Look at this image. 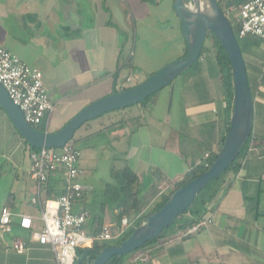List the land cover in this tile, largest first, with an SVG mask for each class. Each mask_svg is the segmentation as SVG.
<instances>
[{"label":"crops","instance_id":"crops-1","mask_svg":"<svg viewBox=\"0 0 264 264\" xmlns=\"http://www.w3.org/2000/svg\"><path fill=\"white\" fill-rule=\"evenodd\" d=\"M245 1L216 0L236 36ZM237 39L252 95L246 148L214 183L213 200L200 220L205 226L183 236L192 226L186 227L192 217L185 214L124 264H264V46L254 36ZM0 46L41 72L55 105L46 133L59 131L92 102L144 81L157 69L147 66L152 58L170 59L164 66L187 51L173 0H0ZM203 46L191 67L143 104L81 127L78 139L87 153L81 157L78 150V165L85 191L73 210L87 212L89 233L107 226L114 236L122 219L133 227L187 172L221 150L232 106L211 43ZM30 151L0 106V212L16 215L10 233L0 231V264H55L50 246L32 237L42 223L39 208L30 203L37 195L28 174ZM124 168L136 176V197L145 206L130 219L119 218L114 190L106 194L108 187L117 188L113 174ZM98 172L107 178L101 193L91 197ZM49 184L61 186L57 180ZM19 216L31 219L29 230L20 228ZM14 240L23 243L22 253L12 249Z\"/></svg>","mask_w":264,"mask_h":264},{"label":"water","instance_id":"water-1","mask_svg":"<svg viewBox=\"0 0 264 264\" xmlns=\"http://www.w3.org/2000/svg\"><path fill=\"white\" fill-rule=\"evenodd\" d=\"M205 3V9L200 10L196 7L195 0H189V3L173 0V10L181 22V34L187 46L183 57L160 67L136 86L113 92L85 106L57 132H39L28 125L19 108L12 103L0 85V106L23 140L29 146L38 149L61 148L73 138L75 131L88 121L140 103L167 86L197 61L208 33L218 40L228 57L233 85L232 112L228 133L210 167L198 178L175 190L159 210L148 215L118 246H108L94 251L95 258L87 264H106L112 257L118 259L136 251L149 240L158 238L179 215L192 206L198 193L220 176L236 159L251 133L252 95L239 45L229 21L218 8L216 0H205Z\"/></svg>","mask_w":264,"mask_h":264},{"label":"built area","instance_id":"built-area-1","mask_svg":"<svg viewBox=\"0 0 264 264\" xmlns=\"http://www.w3.org/2000/svg\"><path fill=\"white\" fill-rule=\"evenodd\" d=\"M239 30L237 36L247 35L261 39L264 46V0H246L238 11ZM131 79H127L130 81ZM0 85L9 99L21 111L25 122L33 127L44 128L46 133L49 117L55 109L42 82V74L24 64L17 56L0 46ZM80 153L67 142L61 148H39L29 152L28 174L37 186L36 197L30 200L39 208L42 228L32 234L33 239L42 245H49L55 264H74L78 248L90 249L93 243H103L120 237L128 226L122 219L114 238L110 228L103 226L95 234L84 228L88 216L85 210L74 212V203L82 198L85 188L78 182L82 174L79 169ZM209 168V162L204 164ZM52 180L61 186H50ZM44 196L41 198V193ZM15 214L8 209L0 212V231L10 233ZM19 226L24 230L31 228L28 216H19ZM206 222L199 221L188 228L183 236L193 234ZM12 249L17 253L24 251L20 240H14Z\"/></svg>","mask_w":264,"mask_h":264},{"label":"trees","instance_id":"trees-1","mask_svg":"<svg viewBox=\"0 0 264 264\" xmlns=\"http://www.w3.org/2000/svg\"><path fill=\"white\" fill-rule=\"evenodd\" d=\"M183 1H184V3H187L186 0H183ZM221 12L225 15L223 10H221ZM229 24L231 25L230 21H229ZM231 28L233 30L232 25H231ZM233 33H234V31H233ZM235 38H237V37H235ZM206 40H208L211 43L212 50L214 51L215 59H216L217 65L219 67L222 83H223V86H224L225 100H226L227 105L229 106V109H231L232 101H233V87H232L233 85H232V75H231L230 62H229L228 57H227L226 53L224 52L222 46L220 45L218 40L213 35L208 33ZM203 48H204V46L202 47L201 53L204 50ZM200 56H201V54H200ZM148 99H149V97L146 98L145 100H143L140 103L143 104ZM36 130H38L39 132H43V130L40 129V128H37ZM249 138H250V135H249L247 141L245 142V144L240 149V152H239L238 156L236 157V159L227 167V169L220 176H218L213 181L208 183L198 193V195L196 196V198L193 201L192 206L189 209H187L186 211H184L181 215H179L173 221V223L168 228H166L165 230H167L170 227H172L177 222V220L179 218H181L185 214L189 213V214H191V217H192L190 222L186 225V227L191 226V225L193 226V224H195V223L197 224L206 215L207 206L209 205L211 200H213V197H214V189H213L214 183L217 182L226 171H228L230 168H232L234 166V164L236 163V160L240 157V155L243 153L244 149L246 148V146L248 144V141H249ZM69 142L71 144H73V142H71V141H69ZM30 149H31V151L38 150V148L31 147V146H30ZM215 157L216 156H214V157L209 159L210 160V161H208L209 165H211V163L215 159ZM207 169L208 168L204 167L203 165H197V166L193 167L189 172H187L185 174V176L183 177V179L181 181H178L177 183H175L174 186L172 187V189L167 194H165L163 197H161L160 201L157 202L148 213L143 215L137 221L135 226H133V227H128L127 226L125 228V231L123 232V234L120 237L116 238L113 244H108L107 242L93 243V245H92V247L90 249L78 248L77 251H76V257H75V260H74V264H87V263H90L96 256V252H94V251L100 250V249L108 247V246H118L122 241H124L132 233V231L140 223L143 222V220L148 215H150L151 213L156 212L157 210H159L163 206V204L166 202L168 197L175 190H177L178 188L186 185L188 182L198 178ZM113 177H114V179L117 182V188L108 187L106 189V194H109L110 192L113 193V190H114V193H115V198H114L115 199V206H116V208L120 209V214H118L119 218H121V216H123V215H127V214L129 215L131 213L137 214L139 211H141L143 209L144 201H139L137 199V197H136V192H135L136 182H137L136 181V176L128 168H124L123 170L115 172L113 174ZM164 231L161 233L160 236H162ZM97 232H99V231H97ZM156 239L149 240L148 242L143 244L140 248H138L136 251L131 252V253H129V254L125 255V256H122V257H120L118 259H116L115 257H112L110 260H108L106 262V264H124V262L131 255H133L138 250L142 249L144 246H146V245L150 244L151 242L155 241Z\"/></svg>","mask_w":264,"mask_h":264},{"label":"rangeland","instance_id":"rangeland-1","mask_svg":"<svg viewBox=\"0 0 264 264\" xmlns=\"http://www.w3.org/2000/svg\"><path fill=\"white\" fill-rule=\"evenodd\" d=\"M187 1V3H189L188 1L189 0H186ZM138 34H139V30H138ZM234 35H235V33H234ZM235 37H237L236 35H235ZM236 40H237V43H238V45H239V47H240V42H239V40L236 38ZM138 42H139V39H138ZM140 43V42H139ZM165 57H167V56H165ZM162 57H156V58H152L151 59V61L150 62H148L147 63V66H154V68H157V69H159L160 67H162L163 66V64L164 63H166V62H168V60H170V59H167V58H162ZM169 58V57H168ZM156 69V70H157ZM94 120H97V119H93V120H90V121H88V122H91V121H94ZM103 120V119H102ZM87 122V123H88ZM86 124V123H85ZM85 124H83L81 127H83ZM81 127L80 128H78L76 131H75V133H74V135H73V138L70 140L71 142H73V144L75 145V147L81 152V157H82V152L83 153H87L86 151H85V148L83 147V144H82V142H81V140H79L78 139V134L80 133V129H81ZM80 157V158H81ZM82 167V166H81ZM98 178H97V181L95 182V184H94V192H92L91 194H90V196L92 197L93 195H95V197L98 195V193H101V186L103 187V184L105 183V182H103V180H105L107 177H106V173L105 172H98L97 173V175H96ZM95 177V176H94ZM83 179H84V174H81L80 176H79V178H78V182L79 183H81L82 185H83ZM99 180V181H98ZM102 184V185H101ZM155 205V204H154ZM153 206V205H152ZM145 208V206H143V209ZM125 216H128L127 218H129L130 219V217H129V215L127 214V215H125ZM143 216V214L142 215H140V217H138V218H136L135 219V222L132 224V225H134L135 226V224L137 223V221L141 218ZM107 243L108 244H113L114 243V241H112V240H110V241H107Z\"/></svg>","mask_w":264,"mask_h":264},{"label":"bare ground","instance_id":"bare-ground-1","mask_svg":"<svg viewBox=\"0 0 264 264\" xmlns=\"http://www.w3.org/2000/svg\"><path fill=\"white\" fill-rule=\"evenodd\" d=\"M196 1V7L200 10H204L206 7L205 0H195Z\"/></svg>","mask_w":264,"mask_h":264}]
</instances>
